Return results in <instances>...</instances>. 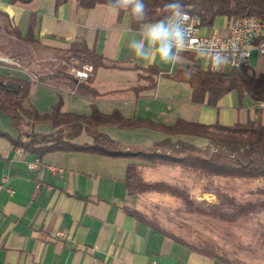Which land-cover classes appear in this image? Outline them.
Instances as JSON below:
<instances>
[{"label": "crops", "instance_id": "obj_1", "mask_svg": "<svg viewBox=\"0 0 264 264\" xmlns=\"http://www.w3.org/2000/svg\"><path fill=\"white\" fill-rule=\"evenodd\" d=\"M0 7L23 30L28 28L34 13L36 34L45 44L66 48L73 41L84 39L103 54L104 65L93 74L92 85L97 93L67 90L90 101V106L95 102L105 112L119 109L126 116L165 122V105L179 102L184 91L190 114L172 112L168 119L174 120L168 121L183 117L231 124L255 118L257 108L261 107L264 122V102L251 97L252 100L246 101V95L236 102L230 99L226 104L229 92L218 100L217 107L194 103L187 82L164 74L174 72L182 62L188 61L182 54L175 64L159 60L149 64L136 58L129 44L140 38L142 26L131 27L129 12L121 13L108 4L85 8L76 0L62 4H56L55 0L28 3L0 0ZM228 26L229 18L218 16L203 31L226 34ZM149 65L157 66L159 71L150 72ZM249 67L256 73L264 72V54L256 48L252 49ZM151 79L156 81L153 83ZM40 83L36 89L48 88L44 86L49 84ZM32 103L39 110L38 104L33 100ZM7 131L16 134V131ZM36 157L40 158L41 165L29 168L28 162ZM127 162L124 157L82 150H56L37 156L15 148L9 138L0 136V183L8 176L7 183L0 188V264H152L153 261L224 264L165 235L127 211V206L135 207L136 200L126 188ZM46 164L64 170L53 173ZM8 187L14 191L10 192Z\"/></svg>", "mask_w": 264, "mask_h": 264}, {"label": "trees", "instance_id": "obj_2", "mask_svg": "<svg viewBox=\"0 0 264 264\" xmlns=\"http://www.w3.org/2000/svg\"><path fill=\"white\" fill-rule=\"evenodd\" d=\"M33 0H9L10 3H28ZM68 0H55L62 4ZM81 6L91 8L98 4L111 5L112 0H76ZM169 0H144L148 21L163 19L167 13L164 5ZM185 9L198 14L202 25L211 27L218 16L232 19L235 16L254 15L264 21V0H182ZM123 13L124 11H120ZM130 25L139 29L142 24L131 18ZM36 15L32 13L28 28L23 30L13 16L0 7V56L26 61L36 65V77L9 68L0 72V111L10 120L16 134L12 135L0 127V136L9 138L15 148L42 156L56 150H82L112 157L128 159L125 173L127 192L139 195L145 192H161L179 199L181 209L235 222L243 218L257 220L256 241L264 249V184L247 190L248 197L241 198L220 186L206 184L203 190L214 192L218 202L210 203L191 196L186 183L166 179H147L146 166L161 165L187 169L199 176L243 179L250 182L264 181V122L262 108L257 116L246 121L231 124L219 121L206 123L178 117L172 123L154 120L150 117L126 116L119 109L105 112L95 102L90 113L62 109L61 100L46 112H40L30 100L33 81L52 85L58 89L78 93L96 94L92 85L95 70L104 65V56L84 39L73 41L69 47L61 48L45 44L36 34ZM264 40V33L256 39ZM180 54L188 61L182 62L174 72L164 74L174 80L187 82L192 90V101L217 107L218 100L235 90L240 97L249 95L255 101L264 102V72L256 73L249 65L218 68L203 67L197 53L183 51ZM84 63L94 65L93 74L87 79L76 76V70ZM150 72L159 71L155 65L147 67ZM190 71L191 75H185ZM38 123H49L53 130L39 132ZM113 124L120 129H161L167 133L150 145L124 143L111 137L102 129ZM86 134L90 141L77 139ZM197 137L204 141L191 140ZM127 211L159 230L165 235L182 242L204 254L221 260L224 264H236L226 254H219L208 246L193 244L171 229L157 222L136 207Z\"/></svg>", "mask_w": 264, "mask_h": 264}, {"label": "rangeland", "instance_id": "obj_3", "mask_svg": "<svg viewBox=\"0 0 264 264\" xmlns=\"http://www.w3.org/2000/svg\"><path fill=\"white\" fill-rule=\"evenodd\" d=\"M14 60L18 63L13 64L0 61V72L3 73L8 71L9 68L3 66L5 64L12 68H18V71L25 72L33 76V78L36 77V70L39 69L36 68V65L27 64L26 61L23 60ZM165 79L167 80V78ZM155 81V79H151V82L154 83ZM40 84L43 85L42 83ZM36 85H38V81L34 80L30 92V100L35 101L38 104L39 110L43 112L49 111L51 109V104H55L59 100H61L63 110H75L87 114L91 111L90 101H84L81 97L67 90L58 89L52 85L44 86L48 87L45 88L46 90L42 88L36 89ZM185 99L184 91H182L179 102H169L165 105L164 116H166L165 120H167L165 122L170 123L172 121L168 120H174L168 119L169 114L172 112L181 111L190 114V103L186 102ZM225 99L226 104H229L231 100L235 102L241 100V97L237 91L233 90ZM245 99L249 101L251 98L246 94ZM108 110L110 111L112 109ZM0 125L9 131H15L10 125L9 118L1 111ZM102 129L111 137L119 139L124 143H134L144 146L150 145L154 140L167 135V133L161 129L143 127L132 130L120 129L113 124L104 125ZM35 130L39 132H50L53 128L49 123H38L35 125ZM190 139L199 142L204 141L197 137H190ZM77 140L79 142H87L90 141V138L83 133ZM144 174L147 179H166L168 181L186 183L190 186L191 196L210 203L218 202V197L214 192L203 190V186L206 184L220 186L235 193L241 198L248 197L246 192L249 188L264 184L262 179L256 180L255 182L221 177L208 179L187 169L161 165L146 166ZM133 196L136 197L134 203L136 208L144 211L157 222L171 229L176 234L181 235L193 244L200 246L205 245L219 254H226L236 264H264V249L256 241L255 230L257 228V220L255 217H247L235 222H227L197 213H187L181 209L179 199L170 194L152 191Z\"/></svg>", "mask_w": 264, "mask_h": 264}, {"label": "built area", "instance_id": "obj_4", "mask_svg": "<svg viewBox=\"0 0 264 264\" xmlns=\"http://www.w3.org/2000/svg\"><path fill=\"white\" fill-rule=\"evenodd\" d=\"M190 17V39L188 40L185 50L197 53L200 57L203 67L218 68L214 65V58L219 55L224 66L239 67L249 65L252 55V49H258L264 54V40L256 39L264 33V21L258 17L251 15L235 16L229 21L228 32L220 34L216 31L204 32L201 17L185 9ZM0 61L18 63L11 58L0 57ZM94 72L92 63H84L76 70V76L80 79L89 78ZM41 165V160L36 157L28 162V167L31 169L38 168ZM45 167L53 173H62L63 168L46 164ZM8 181V176H4L0 183V188L4 187ZM10 192L14 190L11 187L7 188ZM60 234H63L60 232ZM152 264H157L153 261Z\"/></svg>", "mask_w": 264, "mask_h": 264}, {"label": "clouds", "instance_id": "obj_5", "mask_svg": "<svg viewBox=\"0 0 264 264\" xmlns=\"http://www.w3.org/2000/svg\"><path fill=\"white\" fill-rule=\"evenodd\" d=\"M111 7L117 11H130L131 18L142 24L140 38L132 40L129 48L135 57L149 64L159 60L164 64H175L190 39V17L182 0H169L164 5L167 15L158 21H148L144 0H112ZM213 63L216 67L222 63L217 55ZM190 76L191 72L186 71Z\"/></svg>", "mask_w": 264, "mask_h": 264}, {"label": "bare ground", "instance_id": "obj_6", "mask_svg": "<svg viewBox=\"0 0 264 264\" xmlns=\"http://www.w3.org/2000/svg\"><path fill=\"white\" fill-rule=\"evenodd\" d=\"M252 17H256V16H254V15H251Z\"/></svg>", "mask_w": 264, "mask_h": 264}]
</instances>
